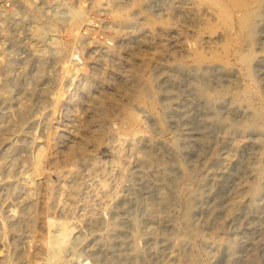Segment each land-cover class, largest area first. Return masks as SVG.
Returning a JSON list of instances; mask_svg holds the SVG:
<instances>
[{
  "label": "rangeland",
  "instance_id": "rangeland-1",
  "mask_svg": "<svg viewBox=\"0 0 264 264\" xmlns=\"http://www.w3.org/2000/svg\"><path fill=\"white\" fill-rule=\"evenodd\" d=\"M258 1L0 0V264H264Z\"/></svg>",
  "mask_w": 264,
  "mask_h": 264
},
{
  "label": "bare ground",
  "instance_id": "bare-ground-1",
  "mask_svg": "<svg viewBox=\"0 0 264 264\" xmlns=\"http://www.w3.org/2000/svg\"><path fill=\"white\" fill-rule=\"evenodd\" d=\"M259 3L258 0H213V6L215 7V9L219 12L220 17L222 16V19L224 18H228L230 17L229 12L231 10V8H236L238 14L235 17V23L237 24V26L239 27L240 30L242 31H250V22H251V14H252V9L253 7L256 5V3ZM231 13V12H230ZM233 14V13H232ZM254 16V14H253ZM234 20V19H233ZM226 22V21H224ZM234 22V21H233ZM234 24V25H236ZM229 25V24H228ZM226 28V27H225ZM228 28V27H227ZM238 34V33H237ZM248 36V35H247ZM240 37V36H238ZM243 39V38H242ZM251 40V39H250ZM227 44V43H225ZM227 46V45H226ZM228 48V47H227ZM251 48V47H250ZM252 49V48H251ZM242 52V51H241ZM253 52V51H252ZM251 50H248L244 53H240L239 54V58L241 60V62L244 64L243 66H245L246 69V74L251 75L250 73V68H249V62L252 55ZM195 53V52H194ZM201 53V52H200ZM202 54V53H201ZM199 53H196V55L194 54V57H196V60L201 63V60L203 59V54L201 55ZM213 55V54H212ZM211 55V56H212ZM216 56V55H215ZM213 57V56H212ZM219 57V56H218ZM214 58V57H213ZM206 60V59H205ZM252 60V59H251ZM204 61V60H203ZM196 62V61H195ZM224 62V61H223ZM197 63V62H196ZM197 63V64H200ZM248 77V76H247ZM25 112V111H24ZM128 116L130 118H134V116L132 115L133 113H128ZM135 119V118H134Z\"/></svg>",
  "mask_w": 264,
  "mask_h": 264
}]
</instances>
